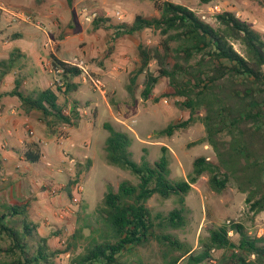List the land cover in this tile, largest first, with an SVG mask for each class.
<instances>
[{
    "label": "rangeland",
    "instance_id": "1",
    "mask_svg": "<svg viewBox=\"0 0 264 264\" xmlns=\"http://www.w3.org/2000/svg\"><path fill=\"white\" fill-rule=\"evenodd\" d=\"M166 0H0V202H29L27 219L38 227L30 241L36 247L41 237L50 248L64 249L80 226L90 223L97 227L96 208L110 188L118 189L123 180L138 183L129 170L109 164L103 127L109 121L127 131L133 138V158L151 163L162 155L163 146L170 162V177L187 179L198 156L217 162L213 146L199 142L206 135V126L198 121L171 136L157 131L171 122L189 117L173 100L162 97L171 91L169 78L161 77L148 99L141 96L144 74L139 86L130 94L127 85L130 74L139 64L138 47L159 45L164 36L159 30L147 28L134 34L115 36L114 30L95 28V17L111 20L107 23L131 22L137 14L159 16L156 2ZM188 5L202 19L217 26V13L234 11L239 18L264 33V6L253 0H169ZM118 11L123 15L119 17ZM237 50L243 46L234 42ZM83 69L81 76L71 78L80 84L77 90L59 92L58 103L70 113L78 101L80 118L73 125H49L42 111L22 103L16 95L6 92L21 83L19 90L37 97L47 88L62 85L53 70L50 53ZM151 69L156 68L152 61ZM159 98L158 100H156ZM201 110L200 115H204ZM39 144L38 162L26 160V152ZM71 189V194H69ZM246 193L231 183L216 192L205 173L192 184L186 198L188 222L179 229L165 232L176 235L194 254L203 249L209 229L232 221L243 223L249 232L264 243V210L254 213L245 201ZM148 205L156 212L167 214L177 206L174 197L153 196ZM89 228L78 239L77 252L88 244ZM234 240L238 235L233 233ZM5 241L0 234V244ZM214 264H232L230 250L214 249ZM142 258L151 264H164L161 245L151 241L124 253L123 259ZM72 254L60 253L55 264H72ZM178 264H189L184 257Z\"/></svg>",
    "mask_w": 264,
    "mask_h": 264
},
{
    "label": "trees",
    "instance_id": "2",
    "mask_svg": "<svg viewBox=\"0 0 264 264\" xmlns=\"http://www.w3.org/2000/svg\"><path fill=\"white\" fill-rule=\"evenodd\" d=\"M72 2V0H69ZM213 0H202L209 3ZM264 6V0H253ZM159 16L137 14L131 22L107 23L111 19L95 17V28L106 26L115 36L134 34L147 28L159 30L164 38L159 45L149 47L140 43L139 64L130 74L127 89L134 94L138 78L144 74L141 96L148 99L161 77L169 78L171 91L162 97L181 98L175 103L189 110V117L169 123L157 131L160 136H171L198 121L206 126V135L199 142L208 141L214 148L218 161L198 156L187 179L174 180L166 151L151 163L143 158H133V138L113 123L103 127L109 132L106 138V157L109 164L129 170L138 183L123 180L118 189L110 188L97 206V227L90 223L80 226L70 237L64 249H51L47 238L41 237L34 247L37 225L27 219L29 202H0V234L5 243L0 244V264H55L60 253H71L72 264H151L142 258L136 261L123 259L125 252L151 241L161 245L164 264H178L187 257L189 264H214V249L230 250L232 264H264V243L249 232L240 222L219 225L209 229L202 241L203 249L194 254L176 235L166 229H179L188 222L186 198L200 176L209 174L210 187L224 191L232 182L243 193L246 203L254 213L264 210V33L242 20L234 11L217 13L218 25L202 19L188 5L173 1L156 2ZM239 42L244 53L237 50ZM51 65L60 76L62 85L47 88L31 97L19 90L21 83L9 92L32 109L42 111L49 125H73L80 118L78 101L70 113L58 103L59 92L77 90L79 83L71 78L81 76L83 69L55 53H50ZM152 61L156 68L151 69ZM2 77V75H0ZM157 98L156 100H158ZM204 115H200L201 110ZM26 152V160L38 162L39 144ZM71 194V189H69ZM163 199L174 197L177 206L167 214L154 212L148 205L153 196ZM89 228L88 244L77 252L78 239ZM238 235L234 240L230 232Z\"/></svg>",
    "mask_w": 264,
    "mask_h": 264
},
{
    "label": "built area",
    "instance_id": "3",
    "mask_svg": "<svg viewBox=\"0 0 264 264\" xmlns=\"http://www.w3.org/2000/svg\"><path fill=\"white\" fill-rule=\"evenodd\" d=\"M118 15H119V17L120 18H122L123 17V15L118 11ZM80 66V65H79ZM214 261V260H213Z\"/></svg>",
    "mask_w": 264,
    "mask_h": 264
}]
</instances>
